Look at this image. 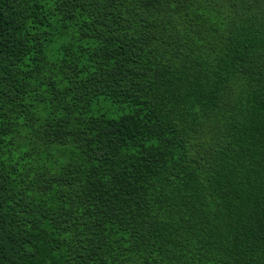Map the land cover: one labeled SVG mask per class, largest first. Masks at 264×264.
Instances as JSON below:
<instances>
[{"label":"trees","instance_id":"16d2710c","mask_svg":"<svg viewBox=\"0 0 264 264\" xmlns=\"http://www.w3.org/2000/svg\"><path fill=\"white\" fill-rule=\"evenodd\" d=\"M0 264H264V0H0Z\"/></svg>","mask_w":264,"mask_h":264}]
</instances>
